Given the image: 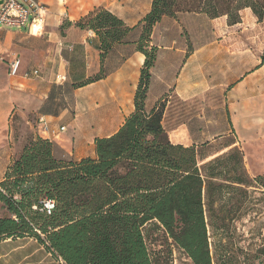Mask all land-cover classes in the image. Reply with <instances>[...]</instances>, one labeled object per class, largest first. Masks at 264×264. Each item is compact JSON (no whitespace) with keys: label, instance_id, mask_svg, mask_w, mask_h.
<instances>
[{"label":"crops","instance_id":"0c3cea01","mask_svg":"<svg viewBox=\"0 0 264 264\" xmlns=\"http://www.w3.org/2000/svg\"><path fill=\"white\" fill-rule=\"evenodd\" d=\"M35 1L44 8L40 33L32 36L22 28L0 27V183L25 144L37 137L52 143L54 156L62 153L60 157L73 161L94 158L95 153H83L84 141L91 136L95 140L115 134L133 113L144 61L134 42L152 0ZM96 8L107 10L132 29L127 36L129 44L114 45L102 63L99 38L90 30L76 27ZM260 30L259 24L245 26L244 18L238 25L227 26L225 17L210 19L198 13L178 14L175 19L163 17L152 31L151 44L158 50L145 102L146 109L164 102L162 127L168 138L176 137L169 138L173 144L197 149L233 135L234 141L223 150L238 148L245 164L250 163L249 167L246 164L247 172L252 174L264 173ZM15 60L19 71L11 76L9 65ZM101 67L104 78L73 88L96 75ZM35 70L38 75L33 76ZM174 99L185 105L205 104H200L190 122L178 121V114H174V126L168 127L170 101ZM83 101L88 105L87 116L82 111ZM206 102L210 104L206 106ZM214 109L219 111L214 113ZM40 120L50 130L64 131L48 138ZM88 124L117 125L110 133L94 136ZM194 133L197 140H188L187 135ZM7 217L10 214L0 203V218ZM0 264H63V260L32 237L11 236L0 239Z\"/></svg>","mask_w":264,"mask_h":264},{"label":"trees","instance_id":"16d2710c","mask_svg":"<svg viewBox=\"0 0 264 264\" xmlns=\"http://www.w3.org/2000/svg\"><path fill=\"white\" fill-rule=\"evenodd\" d=\"M243 10L257 22L264 20V0H152L134 42L144 61L133 113L115 134L94 140V158L61 160L51 142L30 139L0 183V203L10 214L0 218V239L32 237L63 264H168L169 254L149 252L144 236L146 228H161L165 241L172 240L192 264H211L206 208L211 212L225 189L252 186L245 180L238 148L229 149L226 159L218 156L199 165L207 157L199 161L195 148L170 142L162 127L164 102L145 108L158 50L151 36L163 17L198 13L225 17L227 26H235ZM76 27L99 38L100 63L114 45L129 44L132 30L103 8L81 18ZM104 77L101 67L73 88ZM252 184L264 192V174ZM45 201L53 204L50 214L43 209Z\"/></svg>","mask_w":264,"mask_h":264},{"label":"rangeland","instance_id":"374dc122","mask_svg":"<svg viewBox=\"0 0 264 264\" xmlns=\"http://www.w3.org/2000/svg\"><path fill=\"white\" fill-rule=\"evenodd\" d=\"M240 14L244 18L245 26L259 24L263 55L264 20L257 22L255 17L253 19V15L249 10H243ZM66 98L70 102L71 98L68 91ZM170 102L172 106L170 108L169 119L166 122L168 127L174 126V122L172 121L174 114H178V121L186 120L190 122V118L199 112L201 105L205 104L193 102L185 105L175 99ZM207 104H210V102H206V106ZM81 107L83 113H85L84 115L87 116L89 110L86 102H81ZM205 109H207L206 112L208 113L212 112L209 108ZM218 111V109L213 110L214 113ZM73 112L74 109L72 108L71 113ZM116 125L99 127L88 124L87 127L90 126L89 129L94 131V136H100V134L112 132ZM196 135L195 133L190 136L187 135L188 140L189 138L192 141L197 140ZM210 135L212 134L210 133L205 136L209 138ZM169 138L173 140L176 137L170 136ZM233 138V135L230 134L225 139H219L216 142L198 147L196 150L199 161L201 158L207 157L204 162L200 161L199 165L208 163L218 156L226 159L224 156L229 152V149H223L226 145L234 141ZM93 141L92 136L87 141H84L83 153L93 154L94 156V148L92 147L95 144H93ZM61 154L56 153L55 156L65 161L73 160L71 157L62 158L60 157ZM246 164L249 167L250 163L248 164L246 162ZM246 164L244 161L243 169L246 172L245 180L252 187H243L241 190H232L233 192L225 189L224 196L213 203L211 212H208L209 208H206V236L208 237V251H210L211 264H264V192L260 188H254L255 186L252 184V180L261 174H254V172L253 174L248 173ZM144 236L146 237L149 252L163 251L165 254H169L168 264H192L186 252L180 250L172 240L165 241L161 228H146Z\"/></svg>","mask_w":264,"mask_h":264},{"label":"built area","instance_id":"2783aa9c","mask_svg":"<svg viewBox=\"0 0 264 264\" xmlns=\"http://www.w3.org/2000/svg\"><path fill=\"white\" fill-rule=\"evenodd\" d=\"M44 8L35 0H0V27L22 28L27 31L29 35L34 36L42 31ZM9 75L16 76L19 71V62L13 61L9 65ZM33 76L38 75V71L31 73ZM28 76V74H25ZM42 123L41 130L47 134L48 138L57 137L59 132H63V128H59V132L50 130L47 124ZM43 209L47 214L53 210V204L49 201L43 202Z\"/></svg>","mask_w":264,"mask_h":264}]
</instances>
